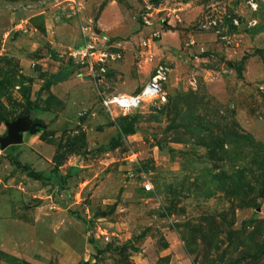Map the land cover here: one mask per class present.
Masks as SVG:
<instances>
[{
  "label": "rangeland",
  "instance_id": "obj_1",
  "mask_svg": "<svg viewBox=\"0 0 264 264\" xmlns=\"http://www.w3.org/2000/svg\"><path fill=\"white\" fill-rule=\"evenodd\" d=\"M160 69L164 101L102 107ZM26 116L0 264H264V0H0V139Z\"/></svg>",
  "mask_w": 264,
  "mask_h": 264
},
{
  "label": "built area",
  "instance_id": "obj_2",
  "mask_svg": "<svg viewBox=\"0 0 264 264\" xmlns=\"http://www.w3.org/2000/svg\"><path fill=\"white\" fill-rule=\"evenodd\" d=\"M82 32L84 35L83 42L70 50L69 56L72 57V59L76 60L81 65L87 64L91 66L93 64L100 65L111 57L105 51V45L108 41L107 38L100 35L91 27L83 28ZM164 80V72L160 69L138 92L130 94H108L101 100V105L110 114L127 115L135 112L145 103L164 101L165 98L162 91V83ZM145 190H150L148 184L145 185Z\"/></svg>",
  "mask_w": 264,
  "mask_h": 264
},
{
  "label": "water",
  "instance_id": "obj_3",
  "mask_svg": "<svg viewBox=\"0 0 264 264\" xmlns=\"http://www.w3.org/2000/svg\"><path fill=\"white\" fill-rule=\"evenodd\" d=\"M7 135L0 139V146L2 149L7 146L17 144L21 141V133H32L35 128L28 116L17 119L12 123H6Z\"/></svg>",
  "mask_w": 264,
  "mask_h": 264
},
{
  "label": "trees",
  "instance_id": "obj_4",
  "mask_svg": "<svg viewBox=\"0 0 264 264\" xmlns=\"http://www.w3.org/2000/svg\"><path fill=\"white\" fill-rule=\"evenodd\" d=\"M31 116H32V115H31ZM29 119L31 120V117H29ZM31 121H32V120H31ZM13 163L15 164V166H16L17 168H22L23 170H28L26 167L22 166V165L19 163V161L15 160V159H13ZM27 173H28V175L31 176V177H34V178L38 177V174L35 173V172H33V171L28 170Z\"/></svg>",
  "mask_w": 264,
  "mask_h": 264
}]
</instances>
